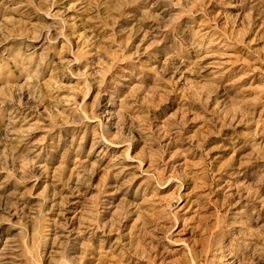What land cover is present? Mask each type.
I'll list each match as a JSON object with an SVG mask.
<instances>
[{"label": "rangeland", "instance_id": "rangeland-1", "mask_svg": "<svg viewBox=\"0 0 264 264\" xmlns=\"http://www.w3.org/2000/svg\"><path fill=\"white\" fill-rule=\"evenodd\" d=\"M0 264H264V0H0Z\"/></svg>", "mask_w": 264, "mask_h": 264}]
</instances>
